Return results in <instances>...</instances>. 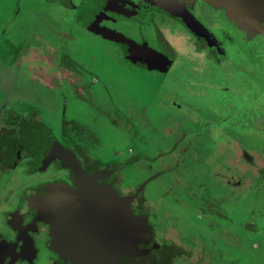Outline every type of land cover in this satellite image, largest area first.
I'll return each instance as SVG.
<instances>
[{"label": "flooded vegetation", "instance_id": "af4514ba", "mask_svg": "<svg viewBox=\"0 0 264 264\" xmlns=\"http://www.w3.org/2000/svg\"><path fill=\"white\" fill-rule=\"evenodd\" d=\"M156 1L84 0L80 11L90 20L74 19V31L70 24L67 25L70 29L61 27L59 18L64 15L58 13L60 6L73 5L74 0H0V264H77L53 248L58 218L52 213H43L38 199L28 203L27 198L36 191L45 194V187L53 183L80 189L82 179L78 174L81 171L99 184L113 187L121 198L136 195L131 209L136 215L148 216L156 240L162 243L163 232L159 231L158 235L155 230L146 197L140 189L136 194L137 190L124 175L138 155L127 156L124 161L119 151L106 146V140L104 144V135L103 139L101 136L100 125L108 126L109 119L119 122L120 129H124L122 120H127L128 103L123 98L111 97L113 94L109 91L103 93L96 83H107L110 82L108 78L114 77L110 85L116 87L122 72L140 70L146 74L158 64L152 63L153 59L146 63L148 56L138 52L142 46L153 53L156 50L149 41L153 37L152 23L161 31L176 30L190 36L202 48L216 54L220 62L228 55V39L238 46L237 49H241V41L254 42V48L250 47L253 62H262L264 37L240 29L225 9L203 0L187 1L174 12L161 8ZM180 12H184L183 16ZM134 24L139 25L141 35L125 32V28ZM103 30L124 35L135 45L111 41L100 33ZM79 32L89 34L97 42L96 50L93 48L95 57H102L105 49L110 51L113 47L121 56L122 65L117 67L99 60L97 68H91L87 55H81ZM251 37L252 40H248ZM51 39H55L53 43ZM58 41L75 42L77 50L72 51L67 45L62 51V60L57 58L54 70L49 73L50 77L42 78L45 70L36 71L38 68L32 66L33 62L38 64L42 53L53 52L54 43ZM135 46L140 47L136 50ZM258 47L261 51L256 50ZM168 58L169 61L165 59L159 63L173 64L174 59L170 55ZM170 70L171 66L168 72ZM49 80L52 85L46 86ZM58 84L65 88L57 90ZM252 96L259 95L256 92ZM178 98H164L158 105L166 108L171 105L181 110L184 103L179 104ZM144 105L139 107V111H143V119L139 117L142 124L148 122ZM145 106L150 108L149 103ZM186 112L194 113L190 109ZM134 142L137 144L135 139ZM259 143L256 146L252 143L255 147L251 146L250 153L254 156L251 163L241 157L239 160L247 163L253 182L257 178L264 180V151H260ZM236 144L242 155L241 146L247 144L240 141ZM181 149L183 151L176 156L170 169L173 174L181 172L187 162L198 164L204 158L199 153L205 150L195 147V142ZM189 151L197 156L191 157ZM182 174L185 177L186 173ZM148 182L142 183L143 189ZM164 241L178 246L173 241ZM178 247L184 252L174 258L176 264H220L225 257L224 253L217 254L214 252L217 249H213L192 262L195 254ZM235 262L236 259L233 264Z\"/></svg>", "mask_w": 264, "mask_h": 264}, {"label": "rangeland", "instance_id": "374dc122", "mask_svg": "<svg viewBox=\"0 0 264 264\" xmlns=\"http://www.w3.org/2000/svg\"><path fill=\"white\" fill-rule=\"evenodd\" d=\"M82 2L84 0H74L73 5L64 4L58 8V13L64 15V18H59L63 29L70 24L75 31L74 19L90 20L80 11ZM152 25L153 37L149 41L155 52L167 58L170 55L174 63L170 72L164 71L168 64H156L146 74L140 70L133 73L124 71L122 76H118L116 87L110 85L114 77L108 78L110 82L96 83L97 89H103V93L109 91L113 94L111 97L127 101L125 113L131 121L122 120L123 130L119 122L111 119L108 120L111 127L100 125L104 144L106 140L105 145L110 149L125 153L121 158L127 160L126 155L132 152L130 149L126 152L127 147L137 148L134 133L141 132V128L137 131V125L132 127V122L138 124L139 117L143 119V111L140 112L139 107L142 104L148 106L152 101L150 108L144 105V116L150 117L149 111L158 114L155 121L157 131L155 135L152 133L150 146H160V153L166 145L162 140L172 142V136L179 130L187 135L182 141L187 143H194L209 132L208 137L216 146L206 152L208 155L199 161L200 164H193L185 177L179 171L158 175L164 172L163 169H169L167 164H174L173 158H166V168H162V164L143 156L135 159L124 175L130 185L137 191L140 189L146 197L152 209L151 221L155 230L158 235L159 231L163 232L161 241H173L195 254L192 262L217 249L214 252L225 254L220 264H233L235 259L236 264H264V180L257 178L256 182L251 181L247 163L239 162L242 155L236 144L237 141L245 142L247 145H242V150L251 151L252 143L256 146L260 142V147L264 148V59L253 62L250 47L254 48V42H238L241 49H237L238 46L228 39V55L220 62L216 54L202 48L190 36L176 30L171 33L166 29L161 31L155 23ZM125 32L141 35L136 24L125 28ZM79 35L82 39L81 55H87L91 68L96 69L99 60L117 67L122 65L123 60L115 48L105 49L102 57H95L93 48L96 50L97 42L89 34L79 32ZM54 40L49 41L53 43ZM67 45L76 52L75 42L58 41L54 43L53 52L48 50L42 53L38 64L33 62L32 66L37 65L36 71L40 68L45 70L41 73L42 78L50 77L49 73L54 70L57 58L62 60V51ZM256 50L261 51V48ZM47 82L46 86L52 85L50 80ZM58 88L65 87L58 84ZM256 92L259 96H252ZM172 97H179L178 103L185 104L181 110L171 105L162 108L160 104L158 107L161 99ZM189 109L194 113L186 112ZM198 115L201 117L197 118ZM148 124L151 125L152 121ZM174 125H177L176 129L170 131ZM143 129L145 133L150 131L145 121ZM156 149H141L140 152L153 158L157 154ZM147 181L148 185L142 191V183Z\"/></svg>", "mask_w": 264, "mask_h": 264}, {"label": "water", "instance_id": "95a60500", "mask_svg": "<svg viewBox=\"0 0 264 264\" xmlns=\"http://www.w3.org/2000/svg\"><path fill=\"white\" fill-rule=\"evenodd\" d=\"M187 1L191 0H157L156 3L174 12ZM203 1L225 9L231 21L240 29L264 37V0ZM183 13L179 14L183 16ZM100 33L111 41L135 45L124 35L107 30ZM139 47L135 46V49ZM142 47L138 52L148 56L146 63L149 59L158 64H167L159 63L165 59L169 61L166 56ZM138 52L132 53L141 58ZM171 64H168L165 72H168ZM253 157L250 151L242 150L241 158L247 163H251ZM81 172L78 174L82 179L80 189L53 183L45 187V194L36 191L27 198L28 203L38 199L43 213H52L58 218L54 249L77 264H176L174 258L184 250L156 240L148 216L136 215L131 209V201L136 195L121 198L113 187L101 185Z\"/></svg>", "mask_w": 264, "mask_h": 264}, {"label": "trees", "instance_id": "16d2710c", "mask_svg": "<svg viewBox=\"0 0 264 264\" xmlns=\"http://www.w3.org/2000/svg\"><path fill=\"white\" fill-rule=\"evenodd\" d=\"M150 132L149 133H145V132H143V133H141V132L134 133V139L137 142L136 146H137L138 152H140L141 149L151 150V148H153V147L150 146V144L153 143V141H151L150 138L153 137V134L155 135V132L154 133L153 132L150 133ZM183 133L184 132H182L181 130H179V132L177 134H175L174 136H172V138H171L172 139V142L169 141L171 143L170 145H169V142H167V139H165V142L163 141L164 140L163 139L162 142L164 144H166V145L161 150V153H160V149H161L160 146H157V149L156 150H157V154L158 155H153V157L155 159H157V158H161V157L171 156V158L175 159L176 156L179 155V153H181L180 152V149L183 148L184 146H186L188 144L187 143L188 141L187 142H182L184 140L183 138L187 136L185 133L184 134ZM209 134L210 133L208 132L200 140L199 139L198 140L196 139L194 141L195 142V147H198V148L201 147L200 150H205V151H202L201 153H199L201 155L200 157H202V158L208 155V153H206L207 151L213 150L214 149L213 147L216 146V143H214V141L210 137H208V136H210ZM177 138H179V139L177 140ZM198 141H199V145H196V143ZM260 151L263 152L264 151V148H261ZM155 154H156V152H155ZM188 154L191 155V157L197 156V155L193 154L192 151H189ZM142 156L145 157V158H151V156L149 154H146L144 152L139 153L138 156H137V158H142ZM151 159L153 160V158H151ZM192 167H193V164L190 165V163L187 162L186 163V166L184 165L182 167L183 169L181 170V173H187V172H189Z\"/></svg>", "mask_w": 264, "mask_h": 264}, {"label": "crops", "instance_id": "0c3cea01", "mask_svg": "<svg viewBox=\"0 0 264 264\" xmlns=\"http://www.w3.org/2000/svg\"><path fill=\"white\" fill-rule=\"evenodd\" d=\"M161 100H163V99H161ZM160 100V101H161ZM152 103H153V101L152 102H150L149 104H150V106H153L152 105ZM158 107L160 108V106L158 105ZM161 110V109H160ZM157 113V112H156ZM156 113L155 112H152V111H149V114H150V117H147V121L149 122V121H152V124L151 125H149L148 124V122L147 123H145V124H147V127H149V129H150V131L151 132H156L157 130H156V126H155V121H156V117H157V115H156ZM183 117V116H182ZM127 121L129 122V123H131V121H129V117H127ZM141 121V120H140ZM138 122V124H136V123H134V122H132V125H133V127H136V125H137V131L139 130L138 128H141L140 130H141V133H143L144 132V129H143V126H144V123L142 124V122ZM153 121H154V125H153ZM175 121V120H174ZM152 126V127H151ZM176 127H177V125H174V126H172L171 128H169V130L171 131V129H173V131L176 129ZM154 128V129H153ZM149 131V132H150ZM148 132V133H149ZM150 132V133H151ZM170 135H171V133H170ZM128 149H127V151L126 152H130V151H132L129 155L127 154L126 156H134V155H138L139 153H142V152H137L138 150H137V148H134L133 146H129V147H127ZM155 148H157V146H153V148H151V149H155ZM129 149H130V151H129ZM135 152V153H134ZM138 154H137V153ZM121 153V152H120ZM121 156H123V155H125V153H121L120 154ZM156 155H158V154H156ZM156 157V156H155ZM168 157H170L171 158V156H167V157H161V158H157V159H155L154 157H153V161H155L157 164H162V168L164 167V168H166L165 167V162H164V160L166 161V158H168ZM139 159H141V158H139ZM146 159H151V158H146ZM172 160V159H171ZM175 161V159L173 160V163H175L174 162ZM167 167H169V169H163L162 171H164V172H161L160 173V175H162L163 173H165V174H168V173H170L171 172V163H169V164H167L166 165ZM150 181V180H149Z\"/></svg>", "mask_w": 264, "mask_h": 264}]
</instances>
